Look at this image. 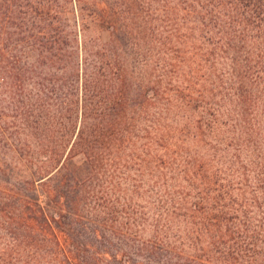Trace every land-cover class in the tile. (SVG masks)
<instances>
[{
    "label": "trees",
    "instance_id": "trees-1",
    "mask_svg": "<svg viewBox=\"0 0 264 264\" xmlns=\"http://www.w3.org/2000/svg\"><path fill=\"white\" fill-rule=\"evenodd\" d=\"M0 89V264H264V0H0Z\"/></svg>",
    "mask_w": 264,
    "mask_h": 264
},
{
    "label": "rangeland",
    "instance_id": "rangeland-1",
    "mask_svg": "<svg viewBox=\"0 0 264 264\" xmlns=\"http://www.w3.org/2000/svg\"><path fill=\"white\" fill-rule=\"evenodd\" d=\"M94 35L100 36L104 40L109 38L108 32H102L100 30H95ZM3 89H0V128H2V133L0 131V167L2 170V181L5 182L6 177L4 171L9 174L11 169H17L20 161V155L23 149H18V128L13 123L16 121L13 118L9 117L11 112L7 109L9 105V98L6 94H1ZM12 115V114H11ZM8 143L13 146L14 149H9L5 147V144Z\"/></svg>",
    "mask_w": 264,
    "mask_h": 264
}]
</instances>
